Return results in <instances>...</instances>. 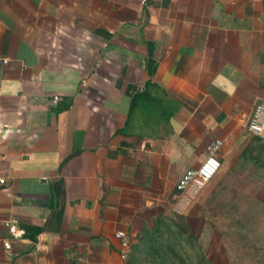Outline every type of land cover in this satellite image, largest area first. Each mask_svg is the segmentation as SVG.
<instances>
[{
    "label": "crops",
    "instance_id": "crops-1",
    "mask_svg": "<svg viewBox=\"0 0 264 264\" xmlns=\"http://www.w3.org/2000/svg\"><path fill=\"white\" fill-rule=\"evenodd\" d=\"M150 79L163 113L119 133ZM259 102L264 0H0V264H145L130 259L137 237L178 216L211 264L264 252V142L247 130ZM214 138L219 171L176 212L177 180Z\"/></svg>",
    "mask_w": 264,
    "mask_h": 264
},
{
    "label": "trees",
    "instance_id": "trees-1",
    "mask_svg": "<svg viewBox=\"0 0 264 264\" xmlns=\"http://www.w3.org/2000/svg\"><path fill=\"white\" fill-rule=\"evenodd\" d=\"M155 62L149 58L147 70L151 75ZM164 89L148 80L142 91L134 94L131 99L130 113L118 132L128 135L141 128L143 121L138 116L161 112L162 102H168ZM157 108L159 110H157ZM145 125V124H144ZM177 218V219H176ZM166 218L145 234L139 235L132 245V260H143L145 264H211L202 251L198 238L189 233V228L182 217ZM144 252L145 257L133 255V252Z\"/></svg>",
    "mask_w": 264,
    "mask_h": 264
},
{
    "label": "built area",
    "instance_id": "built-area-1",
    "mask_svg": "<svg viewBox=\"0 0 264 264\" xmlns=\"http://www.w3.org/2000/svg\"><path fill=\"white\" fill-rule=\"evenodd\" d=\"M6 63V59L4 60ZM54 101H58L59 97L54 96ZM247 130L256 135L264 142V102L257 103L251 113L247 123ZM222 141L218 138L211 140L207 146V155L197 167L187 169L182 173L175 185V203L174 210L176 212L185 211L192 201L200 195L210 180L217 174L220 169V159L218 153L220 151ZM0 182H4L3 179ZM15 217H11L6 221L8 234L13 238H20L25 234V230L18 226ZM114 238L119 244V256L126 259L130 253V237L124 230H116ZM5 248H10V242L4 243Z\"/></svg>",
    "mask_w": 264,
    "mask_h": 264
},
{
    "label": "rangeland",
    "instance_id": "rangeland-1",
    "mask_svg": "<svg viewBox=\"0 0 264 264\" xmlns=\"http://www.w3.org/2000/svg\"><path fill=\"white\" fill-rule=\"evenodd\" d=\"M202 198H204V196ZM211 208H212V206L210 205V203L208 201L205 203V201L202 200V205L200 208L201 210L199 212L198 218H200L202 221L205 219H207V220L211 219V215H210V211H211L210 209ZM217 214L219 215L218 210L213 215L217 216ZM205 215L207 216L206 218H205ZM218 218H219V216H218ZM197 223H198V227H201V229H202V226L205 222H197ZM212 223H213V225H215V224H217V226L219 225V223L216 222V219H213ZM211 239L213 242H215V241L217 242L219 237L214 236L213 238L211 237ZM240 240L242 242L243 241H245L247 243L250 242L251 245H257V247H260L259 246L260 244L258 243L260 241L257 240L255 242H253V240H255V238L252 236H243L242 238H240ZM232 241H233V239H232ZM198 242L201 246V242L199 241V239H198ZM261 244H263V243H261ZM231 248H235V247H233V245H231ZM212 254L214 255V259H213L214 264H239V263L240 264H260V263H263V261H264V252H259V251L258 252L239 253L238 251H231L230 250V252L222 253V259H220L221 253L218 250H217V252L212 253ZM226 255H228V257H229V263L225 262L223 260ZM215 257H216V259H215Z\"/></svg>",
    "mask_w": 264,
    "mask_h": 264
}]
</instances>
